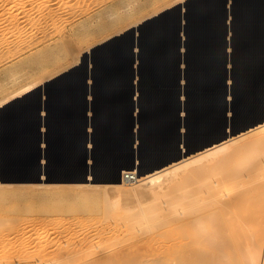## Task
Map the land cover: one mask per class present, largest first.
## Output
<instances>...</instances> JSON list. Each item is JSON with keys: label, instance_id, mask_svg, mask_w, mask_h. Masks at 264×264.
<instances>
[{"label": "bare ground", "instance_id": "bare-ground-1", "mask_svg": "<svg viewBox=\"0 0 264 264\" xmlns=\"http://www.w3.org/2000/svg\"><path fill=\"white\" fill-rule=\"evenodd\" d=\"M230 1L226 9L233 15L232 21L227 24L230 30L228 32H232V36L241 43L237 48L238 54L236 52L235 57L231 52L234 66L231 73L236 77L237 96H242L244 100L241 103L244 107L249 108L264 98V0ZM213 2L211 0H187L184 2V13L177 11L175 6L169 5L171 7L169 9L173 10L172 7L175 9L172 11L173 15L176 17L175 14L179 13L181 15L178 16L184 20L182 30L186 33L184 44L188 47L187 50L195 58H199V63L188 66L189 69L203 78H209L208 85L203 88L193 86V82L190 83L191 95L189 98L184 96L186 98L184 105L188 107L190 113L186 118L184 116V122L189 124L190 128H207L214 121L220 120L224 105L223 88L220 85V79L223 75L222 70H220V63L222 64L226 55L224 56L222 36L220 37L219 34L226 29L223 22L225 6L223 0H213ZM175 17L162 13L159 19L154 18L142 22L139 30H137L136 39L127 31L130 26L121 29L113 34L124 32L121 38L114 37V39L109 40L107 38L110 36L107 37L101 42L99 51L94 50L95 52L92 53H96L92 57L96 64L92 65L90 71L94 76L105 72L109 77L108 82L104 81L103 83L96 80L91 86L94 97L103 104L99 116L93 120L96 129L94 135H96L95 137L101 136L99 142L102 144L109 145L110 143L114 144L112 140L117 141L116 145L119 146L120 152L116 153L115 168L123 157H134L137 162L133 167L131 165L123 166L121 180L104 184L91 182L71 184L37 182L27 184L0 181L1 187L3 184L14 185L20 189L40 187L52 190L57 195L58 193L61 194L56 197H59V202L63 200L66 203L59 204L56 201L58 204L52 206L50 212L65 210L72 214L73 221L76 223L84 225V223L92 221L93 218H97L94 219L97 221L94 222L95 227H92L95 233L92 231V234L85 235L77 241L71 242L69 240V245L65 244L67 246L61 250L55 247L52 249L51 244L49 245V242H46L44 238L49 234V231L39 229L37 235L40 240L36 247L42 253L45 252L41 256L40 264H264V213L263 215L252 213L253 209L251 212L249 206L252 207L253 205L248 202L250 200L248 196L250 192L248 191L260 186L257 181V175H261L260 162L257 161V164L256 161L254 163L250 160L257 159V156L264 157V123L199 153H194L161 169L148 172L145 170L146 165L162 150L164 140L163 138L159 140L160 133L171 132L173 111L177 106L175 97L173 98L172 95L167 96L170 103H167L169 104L167 108L164 106L153 108L151 104L153 99L164 94L158 90L163 77L154 79L150 74L151 84L143 85L144 89L149 88L150 90L144 92L138 101V105L142 108L141 115L137 118L140 125L138 131L140 139H142L140 145L143 146L144 153L134 155L132 152L121 151L127 144L125 140L119 141L118 139L126 136L122 130L127 129V109L130 103L115 97V99H110L114 89L115 91L117 89V83L115 85L112 78H118L122 69L120 66H112L123 65V63H118V60L124 59L123 62H125L129 59L130 48L136 44L139 52L138 59H141L142 56L147 57V61L146 58L141 59L144 65L167 62V64L170 63L168 64L169 67L173 69L174 54H176L178 46L175 34L179 29V20ZM254 34L257 35L258 39L254 37ZM208 48L212 50L209 51ZM9 51L11 55L14 52ZM105 54L107 57H104ZM3 55L6 54H3V0H0V58ZM229 57L231 59V55ZM50 58L52 59L51 56ZM79 59L80 57L76 59L78 63ZM81 62L72 71L68 69L71 72L68 71L59 77L54 74L57 78L44 84L42 91L45 93L44 100L40 98L42 89L40 91L39 89L34 91L32 89L43 82L46 76L34 79L27 85L21 86L23 88L16 89L0 99V106L8 102L0 110V161L2 170L4 168L3 156L9 161L15 162V157H20L23 150L32 147V132L38 121L36 118H39L35 115V108L40 104V99L45 107L49 108L55 115L46 120V124L50 126L48 138L54 142V149L58 150L64 147V144L68 145L66 141L60 143V140L80 139V133L77 130H81L84 118L77 113L80 114L83 106L76 100L83 90L80 81L84 74L86 60ZM213 64L215 67L212 66ZM15 70L7 71L14 75V73L19 72V70ZM21 71L23 70L21 69ZM57 72L59 73V71ZM189 75L191 78L192 73L189 72ZM169 81L172 82L171 79ZM69 88L72 89L71 92L67 90ZM30 90L32 91L28 95L14 99ZM256 90L263 91L262 95L256 94ZM66 91H68L69 96L65 94ZM197 96H201L203 99L200 107L195 105L194 98ZM210 105L216 106L215 111L210 110ZM11 107L16 108L14 113L12 110L9 111ZM113 115L120 118L119 121L115 122L116 125L110 124V118ZM78 141L80 146L81 141ZM101 149L99 148V150ZM79 150L80 147H78V153ZM104 152L106 151H98L95 155L99 153L102 155ZM239 160H242L241 163ZM10 167L12 166L10 165ZM126 173H133L135 179L128 182ZM80 200L85 202L76 203ZM91 200L93 202H87ZM248 208L250 211H247ZM118 214L123 217L124 223L121 222L122 225H118L117 221H110L112 218L110 216ZM65 223H68L67 220ZM22 228L23 238L29 239L33 234V224L29 222ZM60 228L63 229V227ZM121 233L123 234L122 240L119 239ZM97 236L100 238L95 240ZM119 240L121 241L119 242ZM130 240L133 242L128 243L127 246L121 244L122 241L130 242Z\"/></svg>", "mask_w": 264, "mask_h": 264}, {"label": "rangeland", "instance_id": "rangeland-1", "mask_svg": "<svg viewBox=\"0 0 264 264\" xmlns=\"http://www.w3.org/2000/svg\"><path fill=\"white\" fill-rule=\"evenodd\" d=\"M178 1L180 0H3V54L5 53L6 55H3L4 58H0V99H3L16 89L23 88L21 86L27 85L34 79H40L45 77L46 74L49 75L55 71H59L60 68L72 61L78 63L76 59L80 56L81 50L84 51L86 48H91L94 46L92 43L100 39L99 42H102L111 36L110 34L143 22L150 15L170 7L169 5L175 6L174 3ZM211 1L214 3L213 0ZM122 6L123 8H121ZM172 9L175 10L174 7ZM169 10L171 14L168 13ZM169 10L164 12L165 15L175 17L172 12L173 10ZM175 15V18L180 22L181 16L178 15L181 14L176 13ZM157 18L159 19L160 16L155 19ZM158 33L161 34L159 31ZM100 45L93 47L92 53L94 50L98 52ZM9 50L15 53L11 51V55ZM95 54H92V57ZM76 56L78 57L76 58ZM104 57H107L106 54ZM144 58L147 61V57L142 56L141 59ZM148 65H150V68L147 67ZM148 65L146 66L147 71L154 79L173 75L172 72H163L165 69L173 70L167 63H152ZM21 69L23 71L20 72ZM7 70H19V72L13 75ZM188 70L192 73L190 79L192 80L191 83L193 82V86L203 88L208 85L209 78H203L195 74L189 67ZM166 96L162 94L153 99L151 102L153 108L162 106L159 102L163 98L168 100ZM194 101L195 105L200 107L203 99L201 96H197L194 98ZM11 110L14 113L16 108L11 107L9 111ZM122 133H126V129H123ZM136 136L139 140H142L140 139L139 131H137ZM132 153L134 155L144 153L143 146L139 144L136 151ZM263 158V156H257V159L250 160L254 161V163L256 161L257 164L260 162L261 175H257V181L260 183V186L248 191L252 193V196H250V193L248 194L250 199L248 202L250 205H253L252 207L249 206V208L251 212L253 209L252 213L255 212L260 215L264 213ZM241 161L239 160L240 163ZM0 192H2L0 193V264H40L41 256L45 252L42 253L36 247L37 244L39 245L40 240V237L37 235L39 229L49 231V236L44 237L46 242H49V245L51 244L52 249L55 247L59 250L69 245L70 241H77L85 237V235H90L92 231V233H95L93 228L95 227L94 222H97L94 220L97 219L96 217L92 219L93 222L84 223L86 227L81 223L74 222L72 214L65 210L55 213L50 212L52 206L55 204L66 203L63 200H60L61 203L59 202V197H56L61 195L59 193L57 195L52 190L40 187L20 189L10 184L0 186ZM81 201L85 202L80 200L79 202L76 201V203H80ZM87 202H93V200ZM164 204L167 205L166 203ZM249 208L247 211H250ZM121 216L118 214L109 218L110 221L114 220V222H118V225H122L121 222L124 223V221ZM52 219L59 220L55 222ZM64 220H67L68 223L64 224ZM29 222L33 224V234L27 239L23 238L24 236H22L23 233L21 231H23L22 227ZM58 225L63 227L64 230H61ZM143 228L145 227L143 226ZM139 233L137 234L139 235ZM122 236L123 234L121 233L119 239L122 240ZM99 238L97 236L95 240ZM132 240L130 242L122 241L121 244L127 246L133 242Z\"/></svg>", "mask_w": 264, "mask_h": 264}, {"label": "crops", "instance_id": "crops-1", "mask_svg": "<svg viewBox=\"0 0 264 264\" xmlns=\"http://www.w3.org/2000/svg\"><path fill=\"white\" fill-rule=\"evenodd\" d=\"M186 1L187 0L178 1L175 4V8H177V11H179V12L181 11L180 13H184V11H183L184 10V2H186ZM223 1H224V6H225L223 22L226 25V29L223 31V33H220L219 36L220 37L222 36V42H223L222 50L224 52V56L225 55L226 56L223 59L222 64L220 63V70H222V73H223V75H222V77L220 79V85H222V88H223V94L222 95H223V98H224V105H223V108L221 110V119L218 120V121H214L207 128H203V127H196V128L195 127H191L190 128L189 124H186L184 122L185 118L187 116H189V114H190L189 111H188V107H186L184 105L185 102H186V98L187 97L189 98V95H191L190 94V85H191L190 83L191 82H190V75H189L188 66H191V65L196 64V63L198 64L199 63V58L198 57L195 58L193 56V54H191L187 50L188 47L184 44L185 41H186V33L182 30V26L184 24V20L182 18L181 20L183 22L180 20L179 29H178V31L175 34V38L177 40V45L178 46H177V49H176L177 51H176V54H175V59H174L175 62H174L173 70H166V69L163 70L164 73L172 72L173 75L171 77H168V78H163L161 84H159L160 86L158 87V90H160V92H163L167 96H172L173 95L172 97L173 98L175 97L174 100H175L177 106L175 107V110L173 111V123H172V125H170V127H172L171 128V132H161L160 133L159 140L160 139L162 140V138L164 140L163 145H162V150L159 151L155 155L156 157H153L154 159L153 158L151 159V161H150V163H148V165H146L147 168L145 167V170L148 171V172H153L155 170L161 169V168H155V165H157L163 158H165L168 153H170V152H172L174 150L175 140H191V141H195V140H210L213 137V135H215L214 133H215L216 129H218L221 126H224L226 123L228 124L229 128L230 127H237V126H241L243 124H247V123L257 119L258 117H260V116H262L264 114V98L262 100L258 101V103H255L251 107L247 108V107L243 106V103H241L244 100L243 97L242 96H237L238 88H236V77L231 73L233 71V67H234L233 64H232V54H233V57H235L236 52L238 54L237 48L239 47V45H241V43L239 41H237L235 39V37L232 36V32H228L230 30H229L227 24H229V22L232 21V15L233 14H231L228 11V9H226V8L229 6L231 1L230 0H223ZM179 3L182 4V7H179L177 5ZM169 8H171V7L164 8V9L156 12L154 15L152 14L153 17L150 16L149 18H146L144 21H149L150 19H154V18L160 16L165 11H168ZM228 13L230 14V16H229ZM139 23L136 24V25L130 26L127 29V31L130 33V35H132V37H134V39H136L137 36H138L137 30H139L140 25H141L142 22H139ZM131 28H135V33L133 31H131ZM181 30H182V32H181ZM113 34H110V35H113ZM118 34H121V32L118 33ZM118 34L110 36L111 38L109 37L107 39L112 40V39H114V37L115 38H118V37L121 38L123 36V34L117 36ZM223 35H225V36H223ZM254 37L256 39H258L256 34H254ZM100 40L92 43L94 46H92L91 48H89V49L86 48L84 51L81 50V53H80V56H79L80 57L79 62H80V60L81 61H84V59L86 60V62H85L86 66L84 65V74H83L82 79L80 81V85L82 86V89L84 91L82 90V93L80 94V96L76 100L80 104H82V106H83V109L80 111V114L77 113L78 115H80V116H82L84 118V124L82 125L81 130H77L80 133V139L70 138V139H67V140L66 139L65 140H60V143L66 141V143H68V145L64 144V147L59 148L58 150L54 149V147H53L55 145L54 142H52L48 138V134L50 132V129H48V128H50V126L48 124H46V120L49 119V118H52L51 116H55V115L50 111L49 108L45 107L43 101L40 99V104H39L40 106L37 105V107L35 108V112H36L35 115H36V117H39V118H36V120H38V121H37L36 126L34 127V131L32 132V136H33V142H32L33 145H32V147H28L25 150L26 152L23 150L22 151L23 153L20 154L21 158L19 156L15 157V159H16L15 162L9 161V159L4 158V156H3V162L5 163V165L3 163V167H4L3 168V174H4L5 178L7 180L18 179V182H8V183H27V184H29V183H37V182H27V181H25V179H33V180H35L38 176H40V177L46 178V180H48V182H41V183H47V184H53V183L54 184H64L65 183V184H71V183H78V182H72V180H76L78 178H81V177H84V176H88L89 178L92 179L91 183L104 184V183L114 182V178L119 177L118 173H120V166H121L122 161L125 159V157L122 158V161L120 159V162L116 166V168H117L116 169L115 168V157H116V153L120 152L119 149H118L119 146L116 145L117 141L116 140H112L114 142V144H112V143H110L109 145L102 144L101 142H99L101 140L100 139L101 136L98 135L97 137H95L96 135H94V132L96 131V129H95V124H94L93 120L96 117L99 116V113L101 111V107H102L103 104L100 101L96 100V98L94 97V94L91 92V86L93 85L92 83H94V81H96V80L98 82H103L104 83V81L108 82V79H109L108 75L105 72L100 73V75H95L94 76L92 71H90L92 69V65L96 64L94 58H92V50H93V47H96V45L101 44V42H99ZM135 48L137 49L136 44H134L130 48V53L132 55L129 53V55H128L129 59H127L125 62H123L124 59L123 60H118V63H123V65L119 64V65L112 66V67L120 66V68L122 67V69H121L120 76L118 78H112L113 81L115 82V85L117 83V89H116V91L114 89L110 99L111 98L112 99L119 98V100L121 99L123 101V99H124L128 103H130V105L128 104V109H127V114H128L127 121H128V123H127V126H126V128H127L126 129V136L118 139L119 141L122 140V139L125 140V142L127 144V146L121 150L123 152H135L136 149L138 148L139 144H140V140L137 138L136 133H137V131L140 128V125L137 122V118H138V116L141 115L142 108L138 105V101L141 98V96L144 94V92H148L150 90L149 88H147V90L144 89L143 85H145L146 83L147 84H151L150 74L147 71V67H149L150 65H148V66H147V64L144 65L142 60L140 58L138 59L139 52H138V49L136 50ZM208 50L210 51L212 49L208 48ZM87 51H88V53L85 54V52H87ZM135 52H137V53H135ZM231 52H232V54H231ZM230 55H231V59H229ZM127 61H128V63H127ZM137 61H139V62H137ZM72 62H70L69 64L65 65L64 68L63 67L60 68L59 69V73L57 71H55V72H53V73H51L49 75H46V77L48 76V78L45 77V79L43 81L44 83L43 82L39 83L36 86L37 88L35 87L32 90L34 91V90H38L39 89V91H40V89H42L40 91V98H42L44 100L45 99L44 98L45 97V93L42 92L44 84H47L48 82H52L54 79H56L60 75L65 74L68 71H70L71 69H73L74 67H76L78 63H75V62L72 63ZM140 63H142V64H140ZM164 63H167V62H164ZM168 64H170V63H168ZM212 66L215 67V64H213ZM166 68H167V66H166ZM68 69H70V70H68ZM170 79H171L172 82L169 81ZM141 80H142V82H141ZM123 82L126 84V87H124L125 84ZM32 90H30L28 92H25V93L15 97L14 99H19L22 96L24 97V95L25 96L28 95ZM67 90L69 92H71L72 89L69 88ZM117 90H118V92H117ZM175 90H176V92H175ZM68 91L65 92L66 95H68L67 94ZM74 91L75 90L73 89V92ZM181 91H182V93H181ZM122 92L125 93L126 95L123 94ZM255 92H256V94L259 93L260 95H262L261 93L263 91L256 90ZM88 93H89V95H88ZM41 95H43V96H41ZM7 103L8 102H5L4 103L5 105L4 104L3 105L6 106ZM159 103L162 104V106H164V108H167V105L170 104L169 101L167 99H165V98H163ZM167 103H169V104H167ZM88 105H90V106H88ZM215 107H216L215 105H210V110L215 111ZM139 110H140V112H139ZM184 112L186 113L185 115H184ZM176 115H177V117H176ZM134 116H137V117H134ZM184 116H185V118H184ZM90 117H91V119H90ZM53 118H56V117H53ZM111 118H110V124H115V125H116L115 122H117V120L120 119L119 116H117V115L116 116L113 115ZM182 118H183V120H182ZM195 118H198V117L195 116ZM88 119H90V120H88ZM182 121H183V123H182ZM90 126H91V128H90ZM258 126L259 125L255 126L253 128L250 127L249 130L254 129V128L258 127ZM168 136H170V137H168ZM78 140L81 141L80 146L78 145V142H79ZM133 140L135 141L134 148L131 147V144H132ZM78 147H80V150H79L80 152L79 153H78ZM92 148H94V149H92ZM99 148H102V149L99 150ZM96 150H97V152L98 151H103V150H105L106 152H104L102 155H100V153L98 155H95L97 153ZM197 153H199V152H197ZM127 154L130 155L132 153H127ZM158 157H159V159H158ZM23 161H24V163H23ZM17 163H18V165H17ZM19 163H20V165H19ZM22 163H23V165H22ZM62 163H63V165H62ZM6 165H8L7 168H6ZM10 165L12 167H10ZM166 166H168V165H166ZM8 167H10V168H8ZM20 167H21V169H20ZM153 168H155V169H153ZM38 183H40V182H38Z\"/></svg>", "mask_w": 264, "mask_h": 264}, {"label": "water", "instance_id": "water-1", "mask_svg": "<svg viewBox=\"0 0 264 264\" xmlns=\"http://www.w3.org/2000/svg\"><path fill=\"white\" fill-rule=\"evenodd\" d=\"M179 7H182V4L179 3L177 4ZM131 31H133L135 33V28H131ZM124 33V32H123ZM121 33V34H123ZM118 34L117 36L121 35ZM87 52H85V54H87ZM3 107L0 106V110ZM264 123V114L260 117H258L257 119L247 123V124H243L241 126H237V127H230L228 126V124L226 123L224 126L219 127L218 129H216L215 131V135H213V137L210 140H195V141H191V140H175L174 143V150L170 153H168L166 155L165 158H163L157 165H155V168H162L166 165H169L175 161H179L180 159L184 158V157H188L191 154L203 151L207 148L213 147L216 144H219L223 141H225L228 138L237 136L243 132H246L250 129V127H255L257 125L263 124ZM134 144L135 141H132L131 147L134 148ZM133 156V155H132ZM131 165L132 167L136 165V160L135 158H128L126 157L123 162L122 165L120 167V173H119V177L114 178V181H117L118 179L121 180L122 177V169L123 166H129ZM153 168V169H155ZM91 178H89L88 176H84L81 178H78L76 180H72V182H79V183H85V182H91ZM0 181L2 182H18V179H12V180H7L3 174V170L1 168V161H0ZM25 181L27 182H48V180H46V178H42L40 176H38L35 180L33 179H25Z\"/></svg>", "mask_w": 264, "mask_h": 264}, {"label": "built area", "instance_id": "built-area-1", "mask_svg": "<svg viewBox=\"0 0 264 264\" xmlns=\"http://www.w3.org/2000/svg\"><path fill=\"white\" fill-rule=\"evenodd\" d=\"M126 179H128V182L133 181L135 179L133 173H126Z\"/></svg>", "mask_w": 264, "mask_h": 264}]
</instances>
